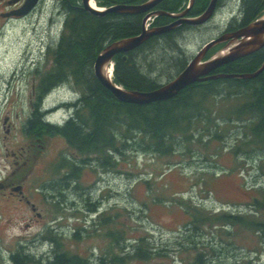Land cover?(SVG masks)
I'll return each mask as SVG.
<instances>
[{
	"label": "rangeland",
	"instance_id": "rangeland-1",
	"mask_svg": "<svg viewBox=\"0 0 264 264\" xmlns=\"http://www.w3.org/2000/svg\"><path fill=\"white\" fill-rule=\"evenodd\" d=\"M49 16H53L52 24L48 22ZM64 17L63 13L58 15L48 2L41 11L37 10L20 22L3 24L4 20L0 17V180L14 171L16 158L12 154L26 142L19 128H22V121L29 113L33 72L13 88L2 82L9 78L14 68L20 66L25 48L34 49L40 38L53 37L54 41L57 40ZM220 26L215 25L214 21L200 29L184 31L178 39L181 52H176L170 59L187 61L204 42L219 33ZM153 52L156 55H152ZM168 56L170 53L162 45L140 54V58L147 64L155 62L157 73L151 77L157 83H164L177 73V65L169 62ZM158 58L168 60L169 63L161 64ZM241 93L244 94L243 91ZM69 97L71 93L64 88L56 89L45 102L55 105ZM219 99L217 96L216 100ZM234 102L236 103L227 101L224 107H229ZM58 107L59 105L56 106ZM61 111H56L51 118L58 119ZM215 112L214 118L218 117L217 109ZM4 115L9 116L10 128H14L7 134L1 127ZM216 123L217 127L208 124L207 128L199 125L191 128L193 135L189 141L182 136L178 137L179 144L167 155L144 153L142 149L126 147L122 152L127 158L116 169L82 168L76 184L79 187L80 183L84 189L75 192L71 191L72 183L65 190L55 183L59 180V175L49 177L51 169L53 172L50 163L61 152L65 150L66 155L72 159L67 147L52 141L40 153L34 169L24 180V190L26 188L28 194L34 197L35 211L0 192L2 255L8 258L16 250L29 254V257L50 254L53 245L50 246L48 241L44 243L41 239L47 227L53 228V231L50 230L51 234L61 232L71 235L75 226L84 225L77 240H62L65 248L61 243L59 247L63 251L70 250L87 257L92 262H96L101 253L109 251L111 247L116 253L130 252L135 241L125 243V239L139 238H145L148 243L150 257L146 261L131 260L128 264H191L193 252L181 251L182 245L212 247V250L206 249V253L213 264H241L244 260L253 258L251 250L255 246V238L251 233L228 228L230 234L219 237L214 229L192 231L185 227L186 220L180 210L178 201L189 199L210 211L223 208L247 212V202L251 195L248 189L264 188V171L258 168L260 159L264 160V147L249 145L245 150L234 152V146L241 139L250 136H244V129L240 128L238 121H223L218 117ZM231 123L236 125H229ZM214 132L217 137L213 136ZM198 137L200 142L196 141ZM76 161L80 163L81 159ZM212 179L215 181L213 187L207 186V182ZM51 201V205L57 201L61 203V212H56L48 205ZM88 204L95 205L97 212L89 211L91 207ZM110 208L120 212L110 229L121 227L125 238L120 247L116 248L110 244V238L103 234V230L96 227L97 221H92L97 219V213ZM36 212L40 213L39 218L36 217ZM67 217L70 219L67 220ZM26 222L31 223V226L25 228ZM61 226H64L63 229ZM30 258L26 264H34L30 263L34 258ZM252 264H264V246L259 258L253 259Z\"/></svg>",
	"mask_w": 264,
	"mask_h": 264
},
{
	"label": "trees",
	"instance_id": "trees-1",
	"mask_svg": "<svg viewBox=\"0 0 264 264\" xmlns=\"http://www.w3.org/2000/svg\"><path fill=\"white\" fill-rule=\"evenodd\" d=\"M99 6L113 4H138L145 0H95ZM186 0H162L158 9L166 12L179 10ZM241 5L240 25H246L253 20L264 8V0H239ZM208 0H194L190 14L194 15L203 10ZM60 8L65 14L63 31L58 42L50 51L52 66L49 70L38 74L39 83L37 99L42 93L64 80L70 79L80 92L76 108L72 117L62 126H53L42 120L37 108H34L26 123V132L33 135L50 134L61 135L67 143L83 159L79 165L90 160L95 168L116 169L122 160L127 157L122 149H142L144 152H154L158 155H167L173 152L179 144L178 137L189 141L193 135L190 130L198 125L207 128L208 124L217 127L216 120H231L240 122L244 129V136L233 148L245 150L249 145L264 147V70L250 79H218L206 83H191L181 89L175 96L164 101H155L146 105L124 103L116 100L111 92L104 88L94 77L92 65L97 53L111 41L123 37L136 35L141 30L142 14H113L101 16L90 14L81 6L80 0H60ZM169 21L166 16H158L154 24L164 25ZM185 29L182 25L175 30L160 36L149 38L142 46L126 54L114 57V81L123 88L149 91L156 88L157 82L151 75L156 74L155 62L146 63L140 58L142 51L153 50L162 45L169 53V62L177 65L179 72L185 65L182 61H173L170 58L176 52H181L178 42L179 35ZM152 55H156L154 52ZM167 57V58H168ZM264 58V49L250 55L243 56L226 63L217 69L223 74H245L254 72ZM168 60L158 58L161 64ZM244 92V94L241 93ZM219 100H216V97ZM232 98H236L232 99ZM236 101L229 107H224L227 101ZM224 107V108H223ZM217 109L218 117L213 114ZM216 113V112H215ZM229 125L235 126L231 123ZM213 136L217 137L214 132ZM200 142L199 137L196 140ZM206 144V142H205ZM78 164V163H76ZM64 165H61L63 167ZM54 168V173L56 169ZM92 167V166H91ZM80 167L71 166L66 176L59 178L57 183L62 190L70 183V178H77ZM264 171V160L260 159L259 167ZM58 171V170H57ZM214 179L207 182L213 187ZM77 188V186L75 187ZM247 212L242 210H219L213 212L191 201L176 200L185 217V227L192 231L214 229L217 236L230 234L228 228H235L251 233L254 238L252 253L257 258L264 246V188H249ZM173 199H178L173 197ZM59 201L54 207L59 210ZM91 211L95 205L88 204ZM120 214L112 208L100 213L96 219V227L103 230V234L110 238L113 248L120 247L123 238L120 228L110 229ZM95 222V221H94ZM73 239L79 237V229L75 228ZM96 231V230H94ZM54 250L48 261L32 260L34 264H128L131 260L146 261L150 257V248L143 238L135 240L130 252L116 253L109 251L101 253L96 262L69 253L60 249V240L56 236H49ZM195 245V244H194ZM206 249L181 246V251L193 252L191 264H213ZM27 255L14 253L11 256L13 264H26ZM31 260V258H30ZM251 260H244L241 264H250Z\"/></svg>",
	"mask_w": 264,
	"mask_h": 264
},
{
	"label": "water",
	"instance_id": "water-1",
	"mask_svg": "<svg viewBox=\"0 0 264 264\" xmlns=\"http://www.w3.org/2000/svg\"><path fill=\"white\" fill-rule=\"evenodd\" d=\"M89 0H82L83 8L87 11L103 15L106 13L114 14H138L143 13L156 6L162 0H148L140 5H114L107 8L103 12H97L88 6ZM214 0H211L206 11L195 18H185L187 9L178 14H170L168 12L154 11L147 14L145 18L151 14L164 15L175 20L170 24L153 27L149 30H142L138 35L124 38L122 40L111 43L101 50L94 61V75L96 79L108 89L116 100L124 103L132 104H149L155 101L168 100L175 96L181 89L194 82H202L207 80L236 78L250 79L264 70V61L260 67L252 73L245 74H212L208 75L217 67L228 62L234 61L243 56L252 54L264 46V15L258 20L248 24L246 27L230 34L222 35L217 39L206 44L200 53L182 70L173 80L151 91L124 90L117 87L106 76L105 66L108 61L117 53H126L142 45L148 38L159 35L176 28L180 24L198 25L203 23L210 15ZM231 38L229 42L218 52H216L209 60L200 63L204 53L214 45L224 42ZM232 43V44H231Z\"/></svg>",
	"mask_w": 264,
	"mask_h": 264
},
{
	"label": "flooded vegetation",
	"instance_id": "flooded-vegetation-1",
	"mask_svg": "<svg viewBox=\"0 0 264 264\" xmlns=\"http://www.w3.org/2000/svg\"><path fill=\"white\" fill-rule=\"evenodd\" d=\"M2 1V3H6V4H13L12 3V1L11 0H1ZM227 0H217V7L219 6V5H221L222 3H224V2H226ZM16 6L17 5H15V8H16ZM8 20H10V19H8ZM230 32L231 30H226V32ZM233 31V30H232ZM262 49H264V48H262ZM264 59V58H263ZM263 61V60H262ZM214 73H215V71H214ZM7 190V189H6Z\"/></svg>",
	"mask_w": 264,
	"mask_h": 264
},
{
	"label": "bare ground",
	"instance_id": "bare-ground-1",
	"mask_svg": "<svg viewBox=\"0 0 264 264\" xmlns=\"http://www.w3.org/2000/svg\"><path fill=\"white\" fill-rule=\"evenodd\" d=\"M81 1V0H80ZM91 5L93 4V2L91 1V3H90ZM157 50V49H156ZM168 76V75H167Z\"/></svg>",
	"mask_w": 264,
	"mask_h": 264
}]
</instances>
